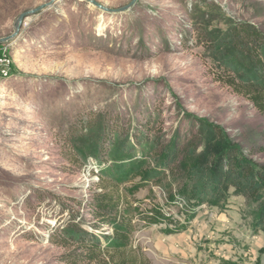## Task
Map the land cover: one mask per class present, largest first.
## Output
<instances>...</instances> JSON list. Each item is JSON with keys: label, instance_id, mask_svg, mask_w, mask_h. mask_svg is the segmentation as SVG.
<instances>
[{"label": "rangeland", "instance_id": "obj_1", "mask_svg": "<svg viewBox=\"0 0 264 264\" xmlns=\"http://www.w3.org/2000/svg\"><path fill=\"white\" fill-rule=\"evenodd\" d=\"M49 1L0 0V38L13 33L20 13ZM95 1L111 9L133 3L108 12L57 0L0 43L12 59L10 76L0 79V264H96L71 263L73 244L51 235L73 221L90 230L85 208L102 192L132 207V244L149 264H264L252 202L229 188L218 204H197L186 173L214 146L205 124L222 127L264 166V113L220 80L202 44L239 22L264 29V0ZM108 121L129 138L144 127L159 152L181 149L193 135L197 149L154 178L145 160L116 189L97 180L99 158L84 139L71 138L81 122Z\"/></svg>", "mask_w": 264, "mask_h": 264}, {"label": "trees", "instance_id": "obj_2", "mask_svg": "<svg viewBox=\"0 0 264 264\" xmlns=\"http://www.w3.org/2000/svg\"><path fill=\"white\" fill-rule=\"evenodd\" d=\"M202 44L208 55L215 58L220 80L264 113V29L239 22L224 38ZM90 122L79 123L71 131V138L84 139V148H88L90 156L99 158L95 161L97 180L108 182L116 189L145 169V160L155 165L147 173L154 178L159 174L155 170L165 172L179 156L192 155L197 149L194 142H198L199 136L193 135L181 149L169 146L159 152L156 139L142 126L129 138L126 129L114 121L101 126ZM202 128L214 146L201 161L187 167L191 198L197 204H218L227 196L229 188H233L252 202L255 227L264 231V166L239 149L222 127L205 124ZM72 148L76 151L75 146ZM260 150L264 151V147ZM100 155H103L101 159ZM85 209L94 220L90 230L73 221L51 235L61 244H73L68 257L71 263L88 260L96 264H149L146 257L134 250L133 210L128 202L117 194L102 192L92 195ZM103 226L109 227L111 232H100Z\"/></svg>", "mask_w": 264, "mask_h": 264}, {"label": "water", "instance_id": "obj_3", "mask_svg": "<svg viewBox=\"0 0 264 264\" xmlns=\"http://www.w3.org/2000/svg\"><path fill=\"white\" fill-rule=\"evenodd\" d=\"M56 1L57 0H50L47 3H43V4L37 6V7L33 8V9H30L28 11L20 13L17 16V18H16V22H15V27H14L13 33L8 35V36L1 37L0 38V43L9 42L15 36H17L19 31H20V28H21V26L23 24V21H24V19L26 17L31 16V15H35V14L39 13L41 10H43L45 8H49ZM85 1H87L90 4H92L93 6L97 7L98 9H101L103 11H108V12H121V11L127 10L133 3V2H131V3H129V4L125 5V6H122V7L118 8V9H111V8L105 7L104 5L98 3L95 0H85Z\"/></svg>", "mask_w": 264, "mask_h": 264}, {"label": "built area", "instance_id": "obj_4", "mask_svg": "<svg viewBox=\"0 0 264 264\" xmlns=\"http://www.w3.org/2000/svg\"><path fill=\"white\" fill-rule=\"evenodd\" d=\"M11 65H12V59L8 51L0 48V79H5L10 76ZM96 178H97V175H96Z\"/></svg>", "mask_w": 264, "mask_h": 264}]
</instances>
